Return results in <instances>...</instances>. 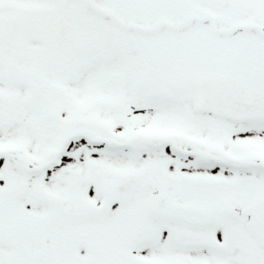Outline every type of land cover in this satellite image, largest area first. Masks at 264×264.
<instances>
[{"label":"snow or ice","instance_id":"1","mask_svg":"<svg viewBox=\"0 0 264 264\" xmlns=\"http://www.w3.org/2000/svg\"><path fill=\"white\" fill-rule=\"evenodd\" d=\"M0 264H264V0H0Z\"/></svg>","mask_w":264,"mask_h":264}]
</instances>
